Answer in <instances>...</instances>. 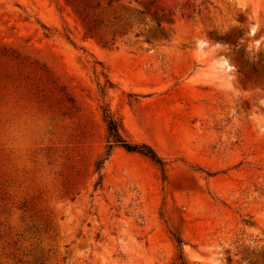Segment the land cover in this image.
<instances>
[{"label": "rangeland", "instance_id": "1", "mask_svg": "<svg viewBox=\"0 0 264 264\" xmlns=\"http://www.w3.org/2000/svg\"><path fill=\"white\" fill-rule=\"evenodd\" d=\"M107 111L165 170L106 157ZM184 244L264 264V0H0V264H201Z\"/></svg>", "mask_w": 264, "mask_h": 264}, {"label": "trees", "instance_id": "2", "mask_svg": "<svg viewBox=\"0 0 264 264\" xmlns=\"http://www.w3.org/2000/svg\"><path fill=\"white\" fill-rule=\"evenodd\" d=\"M105 121L108 127V145L106 151V157H108L115 145H120L132 152H139L154 160L165 170L166 160L157 152V150L147 142H134L130 140L124 134V127L122 121L116 118L111 112L107 111L105 115ZM103 159L97 162V168L102 166ZM181 243L182 240H179Z\"/></svg>", "mask_w": 264, "mask_h": 264}, {"label": "clouds", "instance_id": "3", "mask_svg": "<svg viewBox=\"0 0 264 264\" xmlns=\"http://www.w3.org/2000/svg\"><path fill=\"white\" fill-rule=\"evenodd\" d=\"M230 2L240 11L244 12L246 9H248V6L250 3L256 2V0H230ZM254 15L257 17L256 24L251 25L252 31H255L259 28L260 22L258 19V13H254ZM249 19H253L252 16L248 17ZM219 46V45H218ZM200 47H204V41L200 42ZM202 246L201 248H203ZM183 251L185 254H189L187 258L191 261H200L201 264H217V262L214 259H208L206 260L204 257L200 256L198 253L193 252L190 245L184 244L183 245Z\"/></svg>", "mask_w": 264, "mask_h": 264}]
</instances>
